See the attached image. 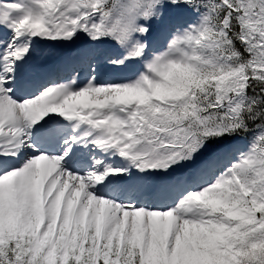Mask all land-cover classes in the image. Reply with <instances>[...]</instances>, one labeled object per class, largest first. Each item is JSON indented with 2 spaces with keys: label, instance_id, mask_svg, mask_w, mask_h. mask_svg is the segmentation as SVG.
Here are the masks:
<instances>
[{
  "label": "snow or ice",
  "instance_id": "snow-or-ice-1",
  "mask_svg": "<svg viewBox=\"0 0 264 264\" xmlns=\"http://www.w3.org/2000/svg\"><path fill=\"white\" fill-rule=\"evenodd\" d=\"M0 264H264V0H0Z\"/></svg>",
  "mask_w": 264,
  "mask_h": 264
}]
</instances>
